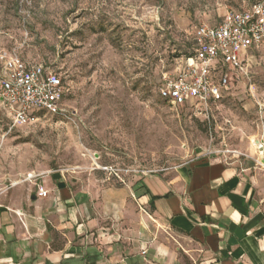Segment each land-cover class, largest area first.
Segmentation results:
<instances>
[{"label":"rangeland","instance_id":"rangeland-1","mask_svg":"<svg viewBox=\"0 0 264 264\" xmlns=\"http://www.w3.org/2000/svg\"><path fill=\"white\" fill-rule=\"evenodd\" d=\"M257 1L0 0V60L42 64L68 90L67 117L12 130L0 102V190L26 185L29 174L98 165L149 175L200 153L262 169L252 144L264 129V45L250 54L248 76L230 71L231 91L207 110L178 109L158 94L198 26Z\"/></svg>","mask_w":264,"mask_h":264},{"label":"crops","instance_id":"crops-1","mask_svg":"<svg viewBox=\"0 0 264 264\" xmlns=\"http://www.w3.org/2000/svg\"><path fill=\"white\" fill-rule=\"evenodd\" d=\"M96 171L4 191L0 264H264L263 168L200 153L125 184Z\"/></svg>","mask_w":264,"mask_h":264},{"label":"built area","instance_id":"built-area-1","mask_svg":"<svg viewBox=\"0 0 264 264\" xmlns=\"http://www.w3.org/2000/svg\"><path fill=\"white\" fill-rule=\"evenodd\" d=\"M194 40L197 53L181 59L172 74L164 75L159 93L172 107L192 105L207 110L223 92L231 91L230 71L248 76L250 54L264 45V0L248 9L227 11L218 25L198 26ZM0 61V102L10 117V130L38 122L45 114L67 117L61 106L68 90L60 75L14 55ZM260 165L264 168V162ZM97 169L123 184L125 176L137 173L112 166L98 165ZM40 177L29 174L23 182ZM39 195L46 197L47 192L40 189Z\"/></svg>","mask_w":264,"mask_h":264},{"label":"trees","instance_id":"trees-1","mask_svg":"<svg viewBox=\"0 0 264 264\" xmlns=\"http://www.w3.org/2000/svg\"><path fill=\"white\" fill-rule=\"evenodd\" d=\"M260 1V0H259ZM258 2V1H257ZM257 2H255V3H257ZM254 3V4H255ZM253 4V5H254ZM252 5V6H253ZM197 53V46H196V42H195V40H194V37H193V39H192V48L186 53V54H184L180 59H179V61L181 60V59H187V58H190V57H193V56H195V54ZM178 61V62H179ZM47 70H50V69H48L47 67H45ZM175 69V68H174ZM52 71V70H51ZM219 71V70H218ZM54 72V71H53ZM54 73H56V72H54ZM57 74V73H56ZM59 75V74H58ZM64 82V81H63ZM161 84H162V81H161V83H160V85H159V88H158V94H159V96H160V93H159V89H160V87H161ZM227 93H222V97H221V99L219 100V101H221L222 100V98H224V95H226ZM160 98H161V96H160ZM162 99V98H161ZM165 103H167V104H169L166 100H164V99H162ZM213 104V103H212ZM170 105V104H169ZM191 108V109H194V107L192 106V105H186V106H183V107H178V109L179 108ZM39 116H42V114L41 113H39Z\"/></svg>","mask_w":264,"mask_h":264},{"label":"bare ground","instance_id":"bare-ground-1","mask_svg":"<svg viewBox=\"0 0 264 264\" xmlns=\"http://www.w3.org/2000/svg\"><path fill=\"white\" fill-rule=\"evenodd\" d=\"M253 145H254V147H255V149H259V146H258V144H257V141L256 140H254L253 139ZM16 185V184H15Z\"/></svg>","mask_w":264,"mask_h":264}]
</instances>
